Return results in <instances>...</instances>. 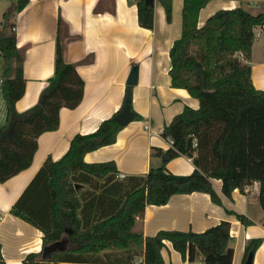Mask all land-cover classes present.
<instances>
[{"label": "trees", "instance_id": "16d2710c", "mask_svg": "<svg viewBox=\"0 0 264 264\" xmlns=\"http://www.w3.org/2000/svg\"><path fill=\"white\" fill-rule=\"evenodd\" d=\"M28 1L15 0L9 15L20 12ZM157 1L170 22L172 0ZM207 2L183 0L180 35L168 51L171 86L184 88L198 100L197 108L185 105L163 126L161 136L170 138L172 147L155 149L154 153L160 156L159 165L135 178L138 182L117 199L109 213L85 225L79 215L82 204L75 183L84 175L105 179L107 184L117 168L113 161L88 163L84 154L114 143L122 126L113 114L93 132L75 134L60 158L48 157L43 162L10 209L13 215L42 231L41 250L27 253L23 264H134L138 259L143 264H165L161 250L166 242L189 262L199 256L203 264H232L228 221L200 232L161 229L144 237L141 231L134 230L135 219L146 205L166 204L174 194L205 192L219 204L213 179L221 181V191L227 197L235 189L243 190L259 182L258 202L264 222V89L253 85L247 63L253 28L264 25V4L255 14L242 5L221 8L198 25V13ZM135 4L138 24L152 29L153 6L145 0H136ZM60 26L58 18L53 74L47 79L41 101L24 112L15 108L23 95L25 80L24 56L16 46L14 22L9 25V34L0 35V61L5 63L0 83L5 104V123L0 126V182L30 165L38 136L58 127L61 108H74L82 99L84 81L75 66L63 58ZM125 102L130 103L133 111L131 86H126L121 107ZM133 114L134 119L140 118L136 112ZM188 154L194 166L191 173L174 174L166 168L171 159ZM239 217L243 223L250 222ZM64 238L69 243L66 250L41 260L44 246ZM260 243V238L247 242L242 264ZM0 264H6L1 244Z\"/></svg>", "mask_w": 264, "mask_h": 264}, {"label": "crops", "instance_id": "0c3cea01", "mask_svg": "<svg viewBox=\"0 0 264 264\" xmlns=\"http://www.w3.org/2000/svg\"><path fill=\"white\" fill-rule=\"evenodd\" d=\"M135 3L136 0H29L13 15L16 46L24 56L25 80L23 95L15 104L16 110L24 112L36 104L47 79L53 74L58 18L61 20L59 36L64 45L63 58L75 66L84 81V91L76 107L60 109L56 129L38 136L30 165L0 182V244L6 264H23L24 256L39 252L42 243V231L13 215L11 207L48 157L57 160L66 152L75 134L93 132L103 119L119 111L132 66H137V82L131 86V104L140 118L133 117L122 126L114 143L84 154V161L88 163L113 161L117 168L114 178L107 184L105 179L84 175H80L79 182L75 183L82 204L79 215L85 225L109 213L117 199L138 182L135 178L159 165L160 156L154 153L155 149L170 147L161 136L163 126L185 105L198 107V100L184 88L171 86L168 72V51L181 31L183 0H172L170 22L166 20L163 7L154 0L152 29L138 24ZM251 4L250 0H208L198 13V25L221 8L242 5L252 14L257 13L252 11ZM263 4L264 0H259L257 7L262 8ZM247 63L251 67L253 85L264 89V30L260 31L259 37L253 38ZM4 67V61H0V83ZM13 74L14 71L10 76ZM4 106L0 93V126L5 123ZM166 168L174 174H189L194 166L190 157L179 155L168 161ZM212 185L220 198L219 204L205 192L174 194L166 204L146 205L135 219L134 230L141 231L144 237L161 229L200 232L220 221H228L232 264L243 263L245 245L253 238H260L261 243L253 253L252 264H264L259 182L255 181L243 190H233L230 197L222 193L220 180L213 179ZM239 216L250 222L243 223ZM68 246V240L64 238L62 249L54 252L64 251ZM161 254L165 264H203L199 256L193 262L183 259L169 242ZM134 264L143 263L138 259Z\"/></svg>", "mask_w": 264, "mask_h": 264}, {"label": "water", "instance_id": "95a60500", "mask_svg": "<svg viewBox=\"0 0 264 264\" xmlns=\"http://www.w3.org/2000/svg\"><path fill=\"white\" fill-rule=\"evenodd\" d=\"M146 3L153 6L154 0H145ZM137 82V66L134 65L130 69L128 77L126 79V84L128 86H132ZM41 99H39V102ZM134 114L130 108V103L125 102L123 106L119 109V111L114 115V119L121 125L125 126L130 121L133 120ZM190 157V154L187 155ZM76 186V185H75ZM64 243V239H60L58 241H54L43 247L41 252V260L45 261L51 258L52 253L56 250L62 249V244ZM253 253L250 251L246 257L245 264H252Z\"/></svg>", "mask_w": 264, "mask_h": 264}, {"label": "rangeland", "instance_id": "374dc122", "mask_svg": "<svg viewBox=\"0 0 264 264\" xmlns=\"http://www.w3.org/2000/svg\"><path fill=\"white\" fill-rule=\"evenodd\" d=\"M14 5V0H0V35H7L10 32L9 25L14 22L15 15H9V13L12 12ZM251 5L253 7L252 11L257 12L261 9V7H257L254 3ZM1 61L4 60L2 59ZM184 163H186L185 160H183L182 164L184 165Z\"/></svg>", "mask_w": 264, "mask_h": 264}, {"label": "built area", "instance_id": "2783aa9c", "mask_svg": "<svg viewBox=\"0 0 264 264\" xmlns=\"http://www.w3.org/2000/svg\"><path fill=\"white\" fill-rule=\"evenodd\" d=\"M250 1H252V3H254L256 6H258L259 5V0H250ZM261 30H264V25H256L254 28H253V36L254 37H259V35H260V31ZM167 140V142H168V145L170 146V147H172V140L170 139V138H167L166 139ZM229 233H230V230H229Z\"/></svg>", "mask_w": 264, "mask_h": 264}]
</instances>
